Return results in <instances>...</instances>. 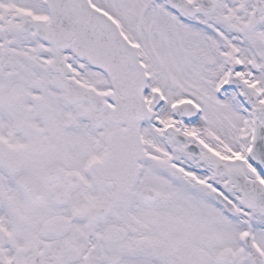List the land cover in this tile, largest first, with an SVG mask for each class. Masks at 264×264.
<instances>
[{"label": "snow or ice", "instance_id": "obj_1", "mask_svg": "<svg viewBox=\"0 0 264 264\" xmlns=\"http://www.w3.org/2000/svg\"><path fill=\"white\" fill-rule=\"evenodd\" d=\"M0 264H264V0H0Z\"/></svg>", "mask_w": 264, "mask_h": 264}]
</instances>
